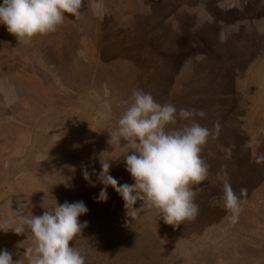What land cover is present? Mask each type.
Listing matches in <instances>:
<instances>
[{"label": "rangeland", "instance_id": "obj_1", "mask_svg": "<svg viewBox=\"0 0 264 264\" xmlns=\"http://www.w3.org/2000/svg\"><path fill=\"white\" fill-rule=\"evenodd\" d=\"M190 1L109 0L108 12L99 14L95 36L88 22H79L76 32L58 28L56 32L71 37L56 45L59 56L45 53L33 67L17 70L21 78L7 80L10 87L16 84L30 91L46 106L67 104L51 108L56 117L44 126L35 118L36 140L27 163L15 167L12 161L23 158L2 153L0 172L10 186L8 198L0 204V228L7 230H0V250L12 253L13 260L28 264L25 248L34 243L30 232L9 229L16 211L42 215L47 210L43 205L84 201L89 211L79 220L87 224L72 244L84 253L86 264H264V59L252 58L256 53L264 58V43H251L255 36L244 21L251 19L249 8L256 0H231L227 4L242 13L230 19L220 14V27L235 18L243 22L237 34L241 45L236 47L223 46L235 28L205 29L220 10L213 9L208 18L201 11L203 0ZM162 2L173 5L171 17L161 14ZM203 32L221 42L216 51L198 41ZM81 41L83 52L75 51L73 44ZM129 59L134 60L131 66L125 64ZM61 86L66 93L57 92ZM146 87L158 103L173 104L178 112L203 110L205 116L194 119L213 133L201 153L209 174L195 188L198 214L179 227L147 207L137 217H128L123 198L112 186H107L106 202L97 200L105 187L98 180L102 161L110 159V174L120 184L134 183L121 155L127 151L126 141L114 147L109 130L118 126L133 91ZM23 96L18 94L19 100ZM37 112L39 116L43 110ZM187 122L178 118L174 127ZM1 136L3 144L8 136ZM62 138H67L65 145ZM226 183L241 199L235 222L224 207Z\"/></svg>", "mask_w": 264, "mask_h": 264}, {"label": "clouds", "instance_id": "obj_2", "mask_svg": "<svg viewBox=\"0 0 264 264\" xmlns=\"http://www.w3.org/2000/svg\"><path fill=\"white\" fill-rule=\"evenodd\" d=\"M81 6L82 0H2L0 25H6L22 43L56 31L66 15L77 17ZM197 115L204 117L205 112L190 109L178 112L175 105L158 103L151 93L134 90L118 126L109 130L111 145L128 146L121 155L134 183L120 184L110 174V159L102 161L98 180L105 187L97 200L106 202L107 186H112L123 198L128 217H137L147 207L157 210L160 219L175 227L194 219L199 211L195 188L209 174L201 153L213 136L210 129L194 119ZM178 118L188 122L174 127ZM122 140L126 141L123 146ZM84 177L90 181L86 170ZM244 191L241 189V193ZM223 200L225 209L231 213L229 219L235 222L241 211V199L227 183ZM138 201L142 202L139 208L135 207ZM43 207L47 210L42 215L16 211V220L9 228L17 234L31 233L34 243L24 252L28 264H86L84 253L72 244L87 224L79 220L89 211L85 202L65 201ZM0 264H22V261L13 260L12 253L5 249L0 250Z\"/></svg>", "mask_w": 264, "mask_h": 264}, {"label": "crops", "instance_id": "obj_3", "mask_svg": "<svg viewBox=\"0 0 264 264\" xmlns=\"http://www.w3.org/2000/svg\"><path fill=\"white\" fill-rule=\"evenodd\" d=\"M214 0H206L205 1V6L202 8L204 15L206 17H212L211 13L214 10L219 9V15L214 14L212 20H208L207 24L205 25L206 31H213L218 28H227V29H234L235 27L240 26L243 22L238 21V20H231V21H225L222 22V26L220 27V22L219 20L222 18L223 15H220L223 10L221 9H227V10H233L234 8L236 9L237 7L235 5H228L231 0H218L216 1L218 4H213ZM1 2V0H0ZM234 2V0H233ZM253 2H255L253 0ZM109 0H82V6L80 9V14L77 17H74L72 15H66L64 22L62 25L58 26L57 29H62V27L66 26L69 29L73 30L76 32V29L79 28V22H88L92 24L93 26L89 27V31L92 33L93 37V28L98 31V26L99 22L101 20V17H99L100 13H107L108 12V6H109ZM159 4V3H157ZM261 0H256L255 3H252L249 11L252 14L251 19H245L244 21L250 23V27H260V29H264V6H262ZM233 6V7H232ZM222 7V8H221ZM221 8V9H220ZM201 9V8H200ZM200 11V12H201ZM230 13V12H229ZM225 18H231L230 16H226ZM251 23H253L255 26H251ZM257 25V26H256ZM87 28V26H86ZM205 31V32H206ZM203 32V34H200L199 40L201 44L203 45H208L211 47V50L216 51V48L220 46V41L215 38V35H207ZM62 32H51V39H46L47 41L41 40V35H36L33 38L20 43L18 38L10 33L7 30L6 25H0V46L9 48L12 50L11 52H15L13 57H8L2 53H0V64L2 65H7V71L2 72L0 71V159L2 156V153H9V157H19L23 158L21 159V162L19 160L17 161H12L16 162L15 167L21 163H27L29 160L27 152L34 146V142L36 140V121L35 118H41L42 126H44L46 123L50 122V120L54 119L56 117V114L51 112L50 110L52 109H58L59 108H65V105H60L57 104L55 106H51L50 104H44L42 102H39L34 95H29L31 93L30 91H26L25 89L22 90V87L14 84V86L10 87L7 84V80H10L12 82L13 78H21L20 74L17 72V70H24V69H29V67L32 65L34 66L35 62L40 60L45 53L46 54H55V56H59L58 52L60 51L58 46H61L65 44L67 41H65L66 38L71 39V37H67L64 35H61ZM65 34V33H64ZM67 34V33H66ZM64 36V37H63ZM86 37V36H85ZM91 37V39H93ZM40 38V42L42 43V46L39 47L37 39ZM61 40H58L60 39ZM229 40V39H228ZM55 41V42H53ZM58 41V42H57ZM92 40L88 41L86 39L85 43L86 44H92ZM82 43H74L73 45L78 49L82 51ZM228 44H231L230 42H227L226 44L224 43L223 46H226ZM80 45V47H79ZM30 49L34 52H36V56L34 54L29 53ZM21 51H25L26 53H23L22 55L16 53H20ZM212 51V52H213ZM28 52V53H27ZM215 53V52H213ZM26 54V55H25ZM45 54V55H46ZM34 56V58H32ZM196 57V55H193ZM21 58V59H20ZM34 59V60H33ZM196 58H192L194 60ZM236 60V59H235ZM23 62V64H21ZM22 65V66H20ZM26 74V73H25ZM32 77L39 76L37 72H32L30 73ZM156 77V76H155ZM157 78V77H156ZM191 83V82H190ZM10 88H6V87ZM58 89L57 92L61 93H66L67 90L66 88ZM23 92L25 95L23 96ZM18 94L22 97L23 100H19ZM27 95V96H26ZM15 99H12L14 98ZM20 97V98H21ZM8 99L9 102H4L3 99ZM219 99V97L217 98ZM50 101V100H49ZM61 106V107H60ZM52 108V109H51ZM42 109L43 112L38 114V110ZM41 116V117H40ZM44 121V122H43ZM52 123V122H51ZM6 134L8 137L5 138V143L2 144L4 140V135ZM61 137V136H60ZM64 139V140H63ZM70 140V139H69ZM25 141V142H24ZM67 138H62V143L61 144H66ZM23 142V143H22ZM14 167V163L12 164V168ZM16 172V169L13 168ZM10 186V182H7L6 179L3 176V172H0V204L5 201L9 194L8 192V187Z\"/></svg>", "mask_w": 264, "mask_h": 264}, {"label": "flooded vegetation", "instance_id": "obj_4", "mask_svg": "<svg viewBox=\"0 0 264 264\" xmlns=\"http://www.w3.org/2000/svg\"><path fill=\"white\" fill-rule=\"evenodd\" d=\"M186 1H189V0H186ZM205 1L206 0H203V2L201 3L202 4V6H204L205 5ZM1 2H2V0H1ZM199 2V1H198ZM163 3V5H161L160 7H158L159 8V10H160V12H161V14H163L164 16L166 15V14H168V13H170V17L174 14L173 12H174V7H173V5H170L169 6V3L168 4H166L165 2H162ZM189 3H194V0H191ZM262 6H264V5H262ZM233 7V6H232ZM222 8V7H221ZM223 11H222V13H225V14H228V16H230V17H232L231 15H233L234 17H237L240 13H242V10L241 9H238V8H234L233 10H227L226 8L225 9H222ZM119 12L120 13H122V12H124V9L123 8H121V6H120V8H119ZM230 12V13H229ZM235 14V15H234ZM235 19H237V18H235ZM238 20V19H237ZM165 22H167L166 20H165ZM255 26L253 23H251V26ZM257 26V25H256ZM250 27V26H249ZM98 28H99V26H98ZM241 28H242V24H240V26H238V27H235V30H236V32H234L233 34H228L227 36V38L229 39L228 40V42H230L231 44H233L235 47L236 46H239V42H237V40H238V33L241 31ZM223 29H227V28H223ZM96 29L93 31V33H94V36H95V33H96ZM55 32V31H54ZM249 33H251V35H254L255 37H253V38H255L254 40H253V42H251L252 44H263L264 43V29H260V27H250V32ZM42 36V38H47V40L48 39H51V33H48V34H43V35H41ZM252 38V39H253ZM38 41H36V42H38V44L37 45H39V43H40V45H39V47H41L42 46V43L40 42V38L39 39H37ZM46 40V41H47ZM241 45V44H240ZM2 51V53L4 54V55H6V56H8V57H12V58H14L13 56V54L15 53L14 51L13 52H11L12 50H10L9 48H5V47H2V46H0V52ZM2 53H0V54H2ZM23 53H26L25 51H21L20 53H16V55L17 54H20V55H22ZM28 53V52H27ZM29 53H31V54H36V52H34V51H32L31 49H30V52ZM49 54H51V53H49ZM26 55V54H25ZM45 55V54H44ZM231 55H233L234 56V54H231ZM235 55H236V53H235ZM36 56V55H35ZM262 56L263 55H261L260 53H256V54H253L252 55V58L253 59H256L257 61H260V60H262V59H264V58H262ZM236 57V56H235ZM234 57V58H235ZM15 59V58H14ZM153 59V57H151V60ZM38 60V59H37ZM232 60H234V59H232ZM241 59H236L235 61H240ZM39 61V60H38ZM126 62H125V64L126 65H128V64H130V66H131V64H133L134 62V60H132V59H129V60H125ZM1 63V62H0ZM35 63H37V61L35 62ZM7 65H2V64H0V71H2V72H6L8 69H7V67H6ZM129 66V65H128ZM37 77H39V76H37ZM40 78V77H39ZM157 86V84L156 85H154L153 86V88H155ZM140 89H142V88H140ZM142 90H144L145 92H147L148 91V87H146V88H144V89H142ZM155 90V89H154ZM151 91V90H150ZM3 101L4 102H9V100L6 98V99H3ZM67 104L65 103V106L64 107H67L66 106ZM23 143V142H22Z\"/></svg>", "mask_w": 264, "mask_h": 264}]
</instances>
